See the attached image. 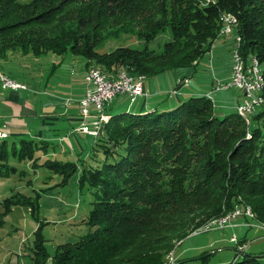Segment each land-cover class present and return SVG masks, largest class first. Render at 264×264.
<instances>
[{
    "label": "trees",
    "instance_id": "obj_1",
    "mask_svg": "<svg viewBox=\"0 0 264 264\" xmlns=\"http://www.w3.org/2000/svg\"><path fill=\"white\" fill-rule=\"evenodd\" d=\"M77 1L82 0H0V62L15 51L41 58L71 50L100 65L99 70L110 78H116L118 70L133 77L162 76L197 66L220 39L221 16L233 15L239 24L242 53L247 59L257 58L264 77V0H216L215 4L206 0H100L116 12L134 6L142 13L158 11L165 17L164 27L155 22L146 29L142 50L119 47L100 54L95 47L101 42L104 23L99 20L86 36L62 32L52 39L18 34L47 24ZM85 22L80 20L83 27ZM164 29H169L171 39L163 51L149 49ZM108 113L92 155L81 166L56 159L55 144L0 138V180L27 177L28 171L14 162H28L32 170L44 167L61 176L63 184L79 172L81 187L94 192L92 209L82 222L91 231L75 243L60 245L51 255L39 229L34 264H47L49 258L51 264H167L178 242L194 229L232 214L237 205L249 207L264 225V105L251 124L248 116L237 112L218 117L213 100L206 96L189 98L170 111L109 109ZM20 202L37 212L38 204L29 198H7L0 227L4 214ZM242 255L235 264H264L254 255Z\"/></svg>",
    "mask_w": 264,
    "mask_h": 264
},
{
    "label": "rangeland",
    "instance_id": "obj_2",
    "mask_svg": "<svg viewBox=\"0 0 264 264\" xmlns=\"http://www.w3.org/2000/svg\"><path fill=\"white\" fill-rule=\"evenodd\" d=\"M98 11H101L99 17ZM174 12L173 10V15ZM112 13L114 15H111ZM81 19L86 20V27L81 25ZM98 20L104 23L101 42L95 47L100 54H108L119 47L142 50L146 43L141 38L146 33V29L155 22L161 23V26L164 27V22H166L165 17L160 15L158 11L142 13L140 9L137 11L133 6L123 12H116L114 9L102 6L100 0H82L68 5L47 24L22 29L18 34L21 36L33 34L37 37L43 34V37L39 36L38 38L52 39L59 37L58 35H61L62 32L70 35L79 32L78 34H85L86 36L88 33L91 34L92 28ZM233 36L230 35L218 40L213 50L201 59L199 66L173 71L162 76L149 78V80H159L156 88H164L166 93L169 92V95H176L174 93H178L177 90L182 87H190L191 90L197 91L196 93L199 94L190 95L187 99L207 95L206 97H211L213 100L214 111L217 113L223 111L220 109L222 102L220 103L219 100L237 99L232 98L236 91L233 88L221 91L216 89L218 83H228L222 79L225 77L224 75L232 72L229 67V51L232 52L230 42L234 40ZM170 39L169 29H164L163 33H159L156 39L149 43V49L162 52L165 43ZM177 54L181 56V53ZM4 64H7L6 67L17 68L21 71L24 74L23 79L25 76H39L40 80L44 81V85L49 81L51 84L53 83L55 89L63 92L65 87L70 84H79L83 72L80 70L82 66L90 64L92 65L90 68L102 70L100 65L95 62H87L84 57L76 56L71 50L62 55L50 52L41 58H35L31 53L22 54L20 51H15L7 55ZM193 65H196V62ZM124 72L118 70L115 74ZM180 75L185 78L177 84V78ZM184 83L187 85H182ZM116 100L107 108L112 107L114 108L112 111L120 113L127 111V108L130 107L129 112H140L138 103L131 105L133 103L127 96L119 97ZM228 103L231 102L228 101ZM217 107L218 109H216ZM233 110L234 103L232 102L228 106L227 112L232 114ZM252 118L249 119V124H251ZM96 139L91 136L88 138V135L81 137L85 152H77L76 156L73 153H65V155L60 153L56 159L72 161L81 166L92 155ZM93 162L94 159H92ZM14 164L17 168L28 171L29 174L23 179L14 175L0 180V213L5 212L2 205L4 200L11 197L17 200L20 196L36 202L38 209L36 213H33L29 205L20 202V205L14 206L9 213L4 214V225L0 227V264H34L35 232L39 229H41L45 239L44 245L51 255H54L60 245L75 243L91 231L82 222L92 209V203L95 200L94 192L88 186L81 187L79 172L63 184L61 176L52 174L44 167L32 170L28 162H14ZM247 223L249 225L246 227L214 230L199 235H194V233L206 224L194 229L175 245V247L177 246L174 247L175 254L172 251L167 256V264L172 253L177 264H235L243 258V253L239 248L242 244L247 246L244 254L263 256L260 261L264 263V226L258 223L256 219L255 221L249 220ZM232 237L236 239V243L231 242ZM51 263L52 259H47V264Z\"/></svg>",
    "mask_w": 264,
    "mask_h": 264
},
{
    "label": "crops",
    "instance_id": "obj_3",
    "mask_svg": "<svg viewBox=\"0 0 264 264\" xmlns=\"http://www.w3.org/2000/svg\"><path fill=\"white\" fill-rule=\"evenodd\" d=\"M233 42L234 40H231L230 42L231 49L233 48ZM229 52V67L231 68L232 52L231 50ZM4 63L5 62H0V72L8 75L14 80L26 84L27 90H7L0 84V132L6 133V137L8 139L19 140L21 138H27L38 141H46L48 143L55 144L56 147L58 145V148L56 149V156L60 153L62 155H65V153H73L76 156L77 152H85L81 142V137H85L87 135L78 134L75 130L82 123V118L79 113V101L84 97L86 90V66H82L80 69L83 72L79 84H70L71 86L69 85L68 87H65L63 92L59 89H55L54 85H52L53 83L51 84L49 81L46 85H44V81H41L39 76H25L23 79L22 76H24V74L21 71L17 68H11L9 66L6 67L7 64ZM199 64L200 61L197 66H199ZM224 76L225 77H223L222 80L229 82L231 78V71L229 74ZM183 78L182 75H180L177 78V84ZM157 81L159 80L154 81L146 78L145 91L148 94V97L141 98L131 105L138 103L137 106L139 111L144 113L155 110L170 111L180 103L188 100L187 98L190 97V95L196 96L199 94L196 93L197 91L191 90L190 87H182L180 90H177L178 93L176 95H169V92L166 93L164 88H156ZM235 90L236 91L232 95V98L237 99L219 100L220 103L222 102L220 109L223 111L218 113L217 111L215 112L218 117L229 114L227 110L228 106L232 104V102L234 103L233 113L236 112V107L242 103L243 93L240 90ZM228 101L231 103H228ZM109 109L114 110L112 107ZM109 109L107 108L106 110L107 114H109ZM129 109L130 107L127 108V110ZM216 109H218V107ZM91 120L92 118L88 121L91 122ZM89 137L90 136H88V138ZM83 140L85 139L83 138ZM233 223L235 224L233 229L244 227L247 220L239 218Z\"/></svg>",
    "mask_w": 264,
    "mask_h": 264
},
{
    "label": "built area",
    "instance_id": "obj_4",
    "mask_svg": "<svg viewBox=\"0 0 264 264\" xmlns=\"http://www.w3.org/2000/svg\"><path fill=\"white\" fill-rule=\"evenodd\" d=\"M206 4H215L216 0H206ZM221 22L223 28L221 29L220 39L229 37L225 36V29H232V36L234 37L232 48V67L231 78L228 83L217 85V90H225L235 88L243 93V101L235 110H241L249 118H252L256 112L262 108L259 98V89L257 87V77L259 75V65L251 59L244 57L242 53V38L238 35V25L233 24V15H222ZM145 81L140 79H129L121 76L120 78H102L95 75L94 72H85L86 90L84 97L79 101V113L82 118L81 125L75 130L76 133L86 134L91 137L98 138L99 131H101L102 119L106 116L107 107L112 104L117 98L127 96L132 103H135L141 98L148 97L145 91ZM0 84L7 90H27V86L17 80L12 79L8 75L0 72ZM187 85V84H182ZM174 94H177L175 92ZM212 99L211 97H208ZM91 122L88 120L91 119ZM7 135L0 132V136ZM244 218L247 220H254V213L245 212L239 205L236 206V212L232 217H225L222 219L221 225L217 227H210L205 232L214 230H221L226 228H233L235 220ZM245 223L244 226H248ZM243 226V225H242ZM264 226V225H263ZM204 232V233H205ZM231 242L236 243L234 237ZM241 253H244L246 244L239 246ZM169 264H177V260Z\"/></svg>",
    "mask_w": 264,
    "mask_h": 264
},
{
    "label": "bare ground",
    "instance_id": "obj_5",
    "mask_svg": "<svg viewBox=\"0 0 264 264\" xmlns=\"http://www.w3.org/2000/svg\"><path fill=\"white\" fill-rule=\"evenodd\" d=\"M233 24H237L235 17H233ZM220 34H221V32H220ZM230 35H232V29H225V36H230ZM251 60H252L253 62H257L258 65H259V75H258V77H257V87H258V89L260 90V91H259V98H260V101H261V105L263 106V105H264V97L261 95V93H262V91H263V89H264V77H263V72H262V66L260 65V63H259V61L257 60V58L252 57ZM89 71L94 72L95 75L101 76L102 78H110L109 76H107V75H105L104 73H102L99 69H96V68H90ZM121 76L128 77L129 79H140V78H142V80H146L144 76L133 77V76L128 75V74L125 73V72H124V73H120L116 78H120ZM236 111H237V113H238L240 116L247 117V115H245V114L243 113V111H241V110H236ZM106 119H107L106 116H104L103 119H102L101 131H99V136H100V135L102 134V132H103V131H102V128H103V126H104V124H105ZM1 137H2V138H3V137H6V135H2V136H0V138H1ZM241 209H243L245 212H250V213H252V210H251L249 207H247V208H241ZM235 212H236V210H235L232 214H229V215H227V216H225V217H232V216L234 215ZM225 217H224V218H225ZM224 218H221L220 220L212 221L211 223H209V224H207L206 226H204L202 229H200V230H198L197 232H195L194 235H199V234L204 233L205 230H206L207 228H210V227H217V226L221 225V223H222V219H224ZM174 260H175V258H174V254L172 253V257H171V259H170V263H172Z\"/></svg>",
    "mask_w": 264,
    "mask_h": 264
},
{
    "label": "water",
    "instance_id": "obj_6",
    "mask_svg": "<svg viewBox=\"0 0 264 264\" xmlns=\"http://www.w3.org/2000/svg\"><path fill=\"white\" fill-rule=\"evenodd\" d=\"M254 257H257V258H259V259H260V258H262L263 256H254Z\"/></svg>",
    "mask_w": 264,
    "mask_h": 264
}]
</instances>
